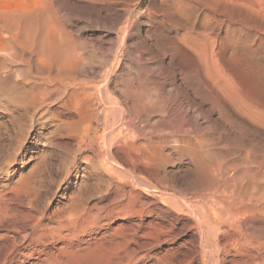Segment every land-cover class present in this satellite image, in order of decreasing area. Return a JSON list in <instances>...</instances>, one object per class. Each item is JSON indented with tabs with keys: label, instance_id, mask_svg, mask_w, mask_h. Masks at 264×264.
I'll return each instance as SVG.
<instances>
[{
	"label": "rangeland",
	"instance_id": "374dc122",
	"mask_svg": "<svg viewBox=\"0 0 264 264\" xmlns=\"http://www.w3.org/2000/svg\"><path fill=\"white\" fill-rule=\"evenodd\" d=\"M31 1L33 0L23 2L29 6L41 2L42 9H47V14L52 16L50 19L45 14V9L39 10L41 7L35 12L33 25L40 29L36 35L37 42L40 43L44 39L42 36L47 33L55 30L58 33V29L67 51L71 52V55L75 53L77 68H80L77 70H81V73L76 72L77 75L80 74L79 79H85L87 82L89 80L90 84L97 88L105 87L109 94L114 93V98L120 100L119 96L122 97L121 102L128 93L131 95L128 96L134 99L138 90V93L142 94L140 90L146 88L147 96H152L148 99L145 95L144 98L147 99L139 100L155 104L153 100L156 97V108L152 104L153 109L157 110H153L156 113H153V122L168 123L169 118L173 116L172 118L184 119L181 121L193 127L191 136H194V140L197 139L200 153L170 142L166 152L172 155L173 162L166 166V171L173 178L177 189L176 196L181 193L187 198L191 197L192 200L189 199L192 202L204 201L209 212L216 215L210 214L215 222L219 217V221L223 217L221 221L226 219L225 224L220 221L221 232L214 245L225 244L230 236L234 235L235 229L241 227L250 233L255 230V233L262 236L264 231L260 234L258 230H264V213L261 212L264 209V0H206L207 3H202L201 0H184L183 5L180 3L173 6V3H170L172 10L163 0H46V4L44 0ZM5 2L10 4L5 5L6 8L14 3V7L24 4L22 0V4L16 0H0L1 6L6 4ZM183 6L190 8L186 10ZM163 10H167L166 13ZM26 52L24 60L19 56L15 59L17 62L9 65L13 70L12 80L16 82L19 87L17 90L22 94L11 87L3 89L4 93H0L4 98L3 101L0 96V101H3L0 102V258L4 257V254H12L21 246L30 245L29 250L21 249V254L30 252L33 256L30 259L18 256L15 260L21 261L13 264H46L43 261L47 256L51 259L56 256L55 258L60 259V264H67L69 252L73 254L75 251L74 255L81 256L80 264L82 260L84 264H111L110 260L116 257L119 259L118 264H215L202 247L196 217L178 216L170 208L164 207L160 200L153 209L154 204L150 203L152 199L141 190L135 189L137 187L132 183L136 180L144 183L140 177L116 178L113 175L114 170L120 172L126 168V163L123 162L125 159L121 154L117 153L116 156H119L113 160L108 157L109 149L102 148V151L96 144L94 149L88 151L77 143L74 135L81 134L83 128L89 125L85 120L74 127L72 122L79 120V112L66 106L63 109L61 101L57 103L56 100L53 101L54 98L47 102H50V106L46 103L47 106L43 105L39 109L28 105L25 99L29 96L33 83L38 81V75L35 55L32 56L31 51ZM23 65L29 66V71ZM147 68H154L155 71L153 69L150 74ZM144 70H148L147 73ZM197 70L209 80L219 82L217 77H220V82L224 79L227 85L222 82L216 86L212 84L214 88L208 90L210 93L203 81H200ZM129 76L131 80L137 78L141 82V89L136 88L138 86L132 88L135 96L127 81ZM22 79L26 80L22 82ZM32 80L34 82L30 83ZM221 84L225 86V92L220 90L223 87ZM23 88H30V92ZM230 89L236 99L239 98L244 106L247 105L245 108L254 110L253 119L241 117L247 122L237 118L235 120L225 107L221 108L222 105L220 106L215 97L218 99L217 96H221L225 104H230L226 95ZM22 95L27 97L22 99ZM26 109H32L33 114ZM28 114L29 117L34 115V118L30 119ZM50 114L54 119L50 118ZM97 130L102 133V121L97 125ZM243 140L250 142L249 145ZM243 143L247 145L244 146ZM243 149L250 151L247 152L249 154L246 155ZM115 151L113 149V154ZM199 157L203 158L205 166L199 165ZM87 158L93 161L104 160L106 167L100 170L93 163L87 162ZM252 160L254 161L251 162ZM254 163H258L257 166ZM199 166L201 167L198 168ZM112 167L114 169H111ZM225 179L229 180L226 182ZM155 181L153 179L152 184L147 185L161 190ZM168 192L175 194L174 191ZM201 195L206 196L201 198ZM158 208H163L165 212L162 210L163 213H159ZM135 210L144 212L139 214ZM152 210L155 214L150 215ZM232 219L240 221L234 222ZM157 222L171 231L168 230L169 235L161 237L160 245H152L151 239L147 237L151 233L156 235L152 230L154 226L159 225ZM61 227L63 241L59 239L60 241L56 242L53 240L54 230ZM254 232L252 234H255ZM46 246L50 248L47 250ZM39 250H45L48 255H39ZM59 250L64 251L65 259L60 256L62 251ZM80 253L82 255H79ZM38 257L39 261L36 260ZM217 259L219 264H251L248 257L235 251L221 252ZM23 260L25 262H22Z\"/></svg>",
	"mask_w": 264,
	"mask_h": 264
},
{
	"label": "bare ground",
	"instance_id": "6f19581e",
	"mask_svg": "<svg viewBox=\"0 0 264 264\" xmlns=\"http://www.w3.org/2000/svg\"><path fill=\"white\" fill-rule=\"evenodd\" d=\"M15 1V0H13ZM17 3H21L23 1H27L28 0H21L18 1L16 0ZM43 1V0H42ZM165 3L164 4H167L170 6V3L172 4L173 3V6H175L174 4H180L183 5V1L184 0H163ZM162 1V2H163ZM202 3L206 0H201ZM209 1V0H208ZM2 2V1H1ZM11 2V1H10ZM31 2H34L31 1ZM44 3L46 2V0L43 1ZM160 2V1H159ZM161 2V4H162ZM186 2V1H185ZM184 2V5H186ZM192 2V1H191ZM196 2V1H195ZM6 4H2L3 6L7 5L8 3L5 2ZM24 4H22L21 6H18L14 7V5H16V3L11 4V6H6L3 7L1 6L0 8V93L1 91H3V89L7 88L8 87L12 88V89H15L17 90L19 87L17 86L16 82H14L12 80V76H13V70L11 67H9L10 63L14 62L15 59H18L19 56H21L23 58V60L25 59L24 57L26 56L25 54L27 53L26 51H31L32 53V56L35 55V58L36 60L34 62H36V70H37V82H34L33 80L30 81L31 82H34V86L32 88V90L29 91V89H27L30 94L29 96L27 97V95H25L27 98L25 99L26 102L28 103V105L32 106L33 109H36L43 105H45L49 100H52L53 98V101H57V103L59 102V100L61 101L60 103H62L63 105V109H64V106H66V108H69V109H72V110H75L77 112H79V114L77 116H79V120L78 121H74L72 122L74 127L76 128L78 126V123H81V121H85L87 120V122L89 123L88 127L86 128H83V132L80 134H75L74 135V138L75 140L77 141L78 144H80V146H84L85 148L88 149V151L90 149H94L96 144H98L99 147H101V150L102 148L104 150H108L109 149V156L111 159L115 160L117 153L118 154H121V156H123L125 159V162L126 164H123L126 166V168L124 170H120L117 171V170H114L113 172V175H115V177L117 178H122V177H129V178H132V177H140V179H142L144 181L143 182H140V181H137L134 182L132 181L133 185L137 188L135 189H139L142 191V193H144L145 195H148L152 200H150V203L153 202V207L156 205L157 201L160 200V202L162 203V205L164 207H167L170 208V210L177 214L178 216L181 215V216H194L197 218V221H198V224H199V230H200V236H201V243H202V247L206 253V255H210V259H213V262L215 264H219L220 261L217 259V256L221 253V252H225V253H228L230 251H235L236 253L238 254H241L245 257H248L251 261V264H264V233L263 231L264 230H258L262 233V236H259V234H257V232L255 233L253 230V232L255 234H257V236H255V234H252L248 231H245V230H242V227L241 228H233L235 229V233L234 235L230 236V238L228 239V241L225 243V244H222V245H219L218 243L216 245H214V241L217 240L218 238V235L220 234L221 232V226L219 227V225L224 221L226 223V219L224 221H221L222 219H220L219 221V218H217L218 220H216L217 222L213 221L210 217V214L212 215H215L214 213H210L209 212V208H207L208 206L205 205L204 201H190L191 197L187 198L186 195L184 194H178V196H176L177 194V189L174 185V181H173V178L172 176L169 174V172L166 171V166H168L169 164H171L173 161L171 159V154L170 153H167L166 150H167V146H169L168 144H170V142L174 143V145L176 144V146H185L186 149H190L191 151H194L196 153H200V148L199 146H197V139L194 140V136L192 138L191 134H192V130L193 127H189L187 126V124L185 122H182L181 120L184 121V119H181V118H178V117H174V118H169L170 122L168 123H155L152 121V119H154L153 117V113L154 111L153 110H156V97H154L155 99L153 101H155V104H153L155 106V108L153 109L152 107V104L150 103V101H148L147 103H143L142 100L140 101L139 99L141 98H144L145 95L147 96V90L145 88L144 89H141L140 87L141 86V82L139 80L136 79H133L131 80L132 78H129L127 77V80L128 81V84L130 86V90H132L133 87L135 86H138L136 88H140L142 91L141 93L142 94H139V90L137 91V95L136 97L133 99L129 96H131L129 93L127 94V97H123V102H121V98L120 100H118L117 98H114L112 95H114V93L111 95L108 93V91L106 90V88L104 87V89L102 88H97L96 86L90 84L89 80L88 82L85 81V79H79L80 77H78V75L80 74H76V72H79L78 70L80 68H77L78 65H77V61H76V56H75V53L71 55V52L69 53V51H67L65 45H64V41L62 39V36H61V33L60 31L57 29L58 33L55 31L51 32V33H47V34H43L44 36V39L41 40V42H37V37L36 35L40 32H38V30H40L39 28L36 29V26L33 25L34 23V15H35V12L41 7L40 4L41 2L38 4L37 3H34L33 5H25L26 2H23ZM30 3V2H29ZM43 3V5L45 4ZM207 3V1L205 2ZM190 4H193V3H190ZM197 4H200V3H197ZM10 5V4H8ZM13 5V7H12ZM180 5V6H181ZM189 5V4H188ZM196 5V3H195ZM164 6V5H162ZM168 6V7H169ZM178 6V7H180ZM187 6V5H186ZM191 6V5H190ZM3 7V8H2ZM45 7V6H44ZM171 7V6H170ZM184 7V6H183ZM193 7V6H191ZM173 7H171V10H172ZM182 9V7H180ZM186 7H184L185 9ZM187 8H190L189 6ZM186 8V10H187ZM42 7L39 9L41 10ZM45 9V8H43ZM42 9V10H43ZM160 9H163L160 7ZM165 9V8H164ZM176 9V8H174ZM169 10V9H168ZM169 10V11H171ZM46 13L47 14V9H45ZM162 11V10H161ZM164 11V10H163ZM167 10H165L164 12L166 13ZM168 11V12H169ZM174 11V10H173ZM177 11V10H176ZM183 11V10H181ZM185 11V10H184ZM163 12V13H164ZM167 12V13H168ZM177 12H180V11H177ZM164 13V14H165ZM172 13V11H171ZM175 13V12H174ZM182 13V12H181ZM48 15V14H47ZM50 15V14H49ZM48 15V16H49ZM168 15V14H166ZM170 15V13H169ZM172 15V14H171ZM178 17H179V14L177 13ZM181 15V14H180ZM183 15V13H182ZM174 16V15H173ZM50 17V16H49ZM176 17V16H175ZM176 17V18H178ZM52 18V16L50 17V19ZM171 18H174L171 16ZM49 20V18H48ZM54 20V19H53ZM40 21V20H39ZM50 21V20H49ZM53 22V21H52ZM51 22V23H52ZM48 23V22H47ZM54 24V23H53ZM50 25V24H49ZM52 25V24H51ZM56 26V25H55ZM54 26V27H55ZM47 27H50V26H47ZM52 27V26H51ZM53 27V28H54ZM58 28V26L56 27ZM54 28V29H56ZM48 31V28L46 29ZM51 31V29H50ZM49 32V31H48ZM68 34V33H66ZM64 35V34H63ZM41 38V37H40ZM65 40V39H64ZM71 41V40H70ZM68 42V40H67ZM72 43V42H71ZM70 44V43H69ZM69 48V47H68ZM77 51V50H75ZM73 53V51H72ZM119 53V52H118ZM78 54V53H77ZM121 55V54H120ZM29 55L27 54V57L28 58ZM80 57V56H79ZM78 58V56H77ZM34 59V58H33ZM114 59H117V58H114ZM80 60V59H79ZM21 61V60H20ZM19 61V62H20ZM31 61V60H29ZM117 61V60H116ZM17 62V61H15ZM18 62V63H19ZM23 62V61H22ZM26 62V60H25ZM32 62V61H31ZM17 64V63H16ZM31 64V63H30ZM143 64V63H141ZM13 65V64H11ZM26 65H29V64H26ZM26 65H23L26 67V69L28 68V71H29V66L27 67ZM32 65V64H31ZM17 66V65H16ZM105 66V64H104ZM146 66V65H145ZM197 66V65H196ZM14 67V66H13ZM24 67V68H25ZM31 67V66H30ZM81 67V66H80ZM108 68V66H106ZM111 67V66H110ZM21 68V66H20ZM141 68V66H140ZM17 69V68H16ZM34 69V67H33ZM32 69V70H33ZM78 69V70H77ZM144 69V68H143ZM146 69V68H145ZM148 69V68H147ZM154 69V68H153ZM153 69L150 71H148V73L150 72H153ZM34 70V71H36ZM77 70V71H76ZM21 71V70H20ZM24 71V70H23ZM109 71V70H107ZM113 71V69L111 70ZM111 71H110V74H111ZM146 71V70H144ZM147 71L145 73H147ZM155 71V69H154ZM141 72V71H140ZM198 72V70H197ZM17 73V72H16ZM32 73V72H31ZM36 73V72H35ZM81 73V70L80 72ZM109 73V72H108ZM201 72H198V74H200ZM144 74V73H143ZM141 74V75H143ZM151 74V73H150ZM16 75V74H15ZM29 75H30V72H29ZM34 75V74H33ZM87 76V75H86ZM110 76V75H109ZM16 77V76H15ZM88 77V76H87ZM139 77V76H138ZM140 77H143V76H140ZM139 77V78H140ZM199 79H201L200 81L206 85L207 87V91L208 90H213V86H211L212 84L215 86L220 82V77H217L219 78V82L218 80H209L205 77H203V75H199L198 76ZM25 78V77H24ZM86 78V77H85ZM91 78V77H90ZM107 78V77H105ZM125 78V77H124ZM215 78V79H217ZM18 79V77L16 78ZM20 79V77H19ZM29 79V78H28ZM27 79V81H28ZM88 79V78H87ZM155 79V78H154ZM153 79V80H154ZM160 79V78H159ZM158 79V80H159ZM15 80V78H14ZM24 82V80L26 79H22ZM31 80V78L29 79ZM93 80V79H92ZM108 80H110L108 78ZM107 80V81H108ZM141 80V79H140ZM224 80V79H223ZM221 81L222 83L225 84V82L227 81ZM36 81V80H35ZM142 81V80H141ZM145 81V80H144ZM18 82V81H17ZM22 82H21V85H22ZM92 82V81H91ZM96 82V81H95ZM93 82V83H95ZM106 82V81H105ZM126 83V81H124ZM200 82V83H201ZM220 82V83H221ZM36 83V84H35ZM107 83V82H106ZM104 83V84H106ZM110 83V82H109ZM124 83V85H125ZM143 83V81H142ZM145 85V83H143ZM142 84V85H143ZM20 85V86H21ZM37 85V87H36ZM107 85V84H106ZM105 85V86H106ZM143 85V86H144ZM223 86V84H221ZM227 85V83L225 84V86ZM23 86V85H22ZM26 86V84H25ZM126 86V85H125ZM128 86V87H129ZM132 86V87H131ZM146 86V85H145ZM225 86L221 87L220 90H223V88L225 89ZM18 87V88H17ZM94 87V91L92 93V88ZM107 87V86H106ZM127 87V88H128ZM213 87V88H212ZM220 88V86H218ZM22 88V87H21ZM96 88V90H95ZM125 88V87H124ZM205 88V87H204ZM218 88V89H219ZM227 88V87H226ZM24 89V88H23ZM24 89V90H25ZM217 89V91H218ZM22 90V89H21ZM125 90V89H124ZM129 91V89H127ZM126 90V91H127ZM228 90V89H227ZM9 91V90H8ZM23 91V90H22ZM21 91V92H22ZM26 91V90H25ZM123 91V90H122ZM121 91V92H122ZM125 91V94L128 92ZM134 90H132V94L134 95ZM208 91V92H210ZM15 92V91H14ZM18 92V90H17ZM28 92V93H29ZM111 93V91H109ZM118 92V91H117ZM214 92V91H213ZM212 92V93H213ZM222 92H225L224 90ZM4 93V91H3ZM20 93V91L18 92ZM17 93V94H18ZM124 93V91L122 92ZM121 93V94H122ZM147 93V94H146ZM211 93V92H210ZM9 94V93H7ZM16 94V93H15ZM22 94V93H20ZM136 94V93H135ZM24 95V94H23ZM21 96V98L25 97V96ZM54 95V97H52ZM124 96V94H122ZM121 95V96H122ZM129 95V96H128ZM217 95V94H215ZM227 97L229 100H227V102L229 101L230 104H225V102L223 101V99H221V96H217L218 99H216L215 97V100L217 102L220 103V106L222 105L221 108L225 107L228 111H226V113L228 112L229 114H232L236 120V118L239 120V119H242L243 121H245L243 118L241 117H246V118H252L254 115L252 114V112L254 110H249L247 108H245L247 105L244 106L243 102H241V100L239 101L238 99H236L237 97L236 96H233L232 93H231V89H230V92L227 91ZM225 95V97H226ZM1 96V94H0ZM14 96V95H12ZM19 96V95H18ZM135 96V95H134ZM133 96V97H134ZM152 96V95H151ZM149 96V97H151ZM155 96V95H154ZM3 98V96H1ZM117 97V96H116ZM149 97L147 96V98L149 99ZM226 97V98H227ZM2 98L0 100H2ZM7 98V97H6ZM9 98V96H8ZM15 98V97H14ZM22 98V99H23ZM147 98H144V99H147ZM10 99V98H9ZM8 101H11L9 100ZM16 99V98H15ZM157 99H158V96H157ZM13 100V99H12ZM21 100V99H20ZM152 100V99H151ZM225 100V101H226ZM3 101H4V98H3ZM3 101H0V102H3ZM14 101V100H13ZM52 101V102H53ZM12 102V101H11ZM15 102V101H14ZM23 102V100H22ZM51 102V104H52ZM216 102V104H217ZM5 103H6V99H5ZM10 103V102H9ZM16 103H18V101H16ZM25 103V101L23 102ZM22 103V104H23ZM50 103V102H49ZM49 103H47L49 105ZM54 103V102H53ZM55 103V104H57ZM218 103V104H219ZM215 104V102H214ZM215 104V105H216ZM7 105V104H6ZM5 105V106H6ZM12 105V103H11ZM17 105V104H16ZM19 105H20V102H19ZM27 105V104H26ZM27 105V106H28ZM224 105V106H223ZM230 105V106H229ZM9 106V105H8ZM14 106V104H13ZM25 106V105H24ZM29 106V108H30ZM47 106V105H45ZM50 106V105H49ZM58 106V105H57ZM219 106V107H220ZM2 107V106H1ZM10 107V106H9ZM19 107V106H18ZM22 107V106H21ZM3 108H4V105H3ZM24 108H27V107H24ZM22 108V109H24ZM42 108V107H41ZM40 108V109H41ZM49 109V107H47ZM59 108H62V107H59ZM58 108V109H59ZM217 108V107H216ZM6 109V108H5ZM16 109H18L16 107ZM21 109V108H20ZM21 109V110H22ZM37 109V110H38ZM44 109V108H43ZM251 109V107H250ZM20 110V111H21ZM26 110H29V109H26ZM45 110V109H44ZM67 110V109H66ZM25 111V109H24ZM23 111V112H24ZM30 112L32 111L29 110ZM54 111V110H53ZM52 111V112H53ZM70 111V110H69ZM74 111V112H75ZM157 111V110H156ZM216 111V110H215ZM223 111L225 112V109H223ZM18 112V111H17ZM27 112V111H26ZM33 112V111H32ZM31 112V114H33ZM37 112V111H35ZM56 112V111H55ZM62 113V110L60 111ZM73 112V111H72ZM170 112V111H169ZM220 113H222L221 111H219ZM223 112V113H224ZM19 113V112H18ZM45 113V112H44ZM51 113V112H50ZM54 113V112H53ZM27 114V113H25ZM43 114V112H42ZM48 114V113H47ZM64 114V112L62 113ZM61 114V115H62ZM73 114V113H72ZM76 114V112H75ZM156 114V113H154ZM175 114V113H174ZM173 114V115H174ZM21 115V114H19ZM35 115V113H34ZM33 115V116H34ZM49 115V114H48ZM58 116V114H56ZM56 115L54 116L56 118ZM60 115V116H61ZM74 115V114H73ZM72 115V116H73ZM178 115V114H177ZM253 115V116H252ZM24 116V114H23ZM22 116V117H23ZM30 115L28 114L27 117H29ZM32 116V115H31ZM29 117L30 119L34 118V117ZM38 116V115H37ZM63 116V115H62ZM179 117L181 115H178ZM17 117V116H15ZM20 117V116H19ZM183 117V116H182ZM255 117V116H254ZM43 118V117H41ZM45 118V117H44ZM50 118L54 119L53 117H51V114H50ZM49 118V119H50ZM58 118H61V117H58ZM73 118V117H72ZM232 118V116H231ZM245 118V119H246ZM48 119V118H46ZM63 119V117H62ZM71 119V118H70ZM167 119V118H166ZM175 119H178V120H175ZM233 119V120H234ZM253 119V118H252ZM38 120V119H37ZM36 120V121H37ZM51 120V119H50ZM64 120V119H63ZM68 120V119H67ZM72 120V119H71ZM248 120V119H247ZM34 121V119H33ZM39 121V120H38ZM58 121H60L58 119ZM102 121L103 123V130H102V133L100 134L99 131L97 130V125ZM168 121V120H167ZM240 121V120H239ZM251 121V120H250ZM45 122V121H43ZM71 122V121H70ZM86 122V123H87ZM247 122V121H245ZM47 123V121H46ZM63 123V121L61 122V124ZM66 123V122H65ZM68 123V122H67ZM71 123V124H72ZM84 123V124H86ZM186 125H185V124ZM242 123V122H241ZM244 123V122H243ZM242 123V124H243ZM44 124V123H43ZM249 124V122H248ZM57 125V124H56ZM63 125V124H62ZM61 125V126H62ZM65 125V124H64ZM63 125V126H64ZM68 125V124H67ZM70 125V124H69ZM81 125V124H80ZM58 126V125H57ZM82 126V125H81ZM85 126V125H84ZM82 126V127H84ZM87 126V125H86ZM248 126V125H247ZM245 126V128L247 127ZM71 127V126H70ZM244 127V126H243ZM248 127H252V126H248ZM253 128V127H252ZM70 129V128H69ZM247 129V128H246ZM254 129V128H253ZM250 130V129H249ZM244 141V140H243ZM246 143H247V140H245ZM244 141V142H245ZM254 141V140H253ZM250 143V142H248ZM247 143V144H248ZM252 143V141H251ZM256 143V141H255ZM244 146L247 145L245 143H243ZM171 145V144H170ZM173 145V146H174ZM241 145V143L239 144ZM237 145V146H239ZM249 145V144H248ZM242 146V145H241ZM250 146L252 147L253 145L250 144ZM249 146V147H250ZM240 147V146H239ZM243 147V146H242ZM254 147V146H253ZM252 147V148H253ZM107 148V149H106ZM178 148V147H177ZM244 148V147H243ZM113 149L116 150L115 154H113ZM249 149V148H248ZM251 149V148H250ZM249 149V150H250ZM254 149V148H253ZM252 149V150H253ZM175 150V148H174ZM245 150V149H243ZM247 150V149H246ZM245 150V151H246ZM103 151V150H102ZM179 151V150H177ZM182 151V150H181ZM108 152V151H107ZM183 152H186V151H183ZM182 152V154H183ZM190 152V151H189ZM188 152V153H189ZM247 152H250V151H246V155H248L249 153ZM187 153V154H188ZM254 153V151H253ZM180 154V153H179ZM194 154V153H193ZM192 154V156H193ZM252 154V153H251ZM250 154V155H251ZM249 155V156H250ZM253 155V154H252ZM198 156V155H197ZM201 156V155H200ZM256 156V155H255ZM255 156H253V158H255ZM195 157V156H194ZM192 157L190 156V159ZM250 158V157H249ZM252 158V159H253ZM120 159V158H118ZM122 159V158H121ZM203 158L200 159V157L197 159V162L199 163V165H204L203 164V161H202ZM87 162L89 163H93L94 166L98 169H104L106 167V163L104 162V160H95L93 161L92 159L90 158H87L86 159ZM112 160V161H113ZM193 160V159H191ZM111 161V162H112ZM117 161V159H116ZM206 161V160H205ZM254 160H252L251 162H253ZM115 162V161H114ZM119 162V161H118ZM196 161H194L195 163ZM196 162V163H197ZM195 163V164H196ZM256 163V162H255ZM254 163V164H255ZM258 164V163H257ZM257 164H255L257 166ZM207 165V163H206ZM253 165V163L251 164ZM250 165V166H251ZM262 164H260L261 166ZM114 166V165H113ZM124 166V167H125ZM197 166V165H196ZM205 166V165H204ZM210 166V165H209ZM249 166V165H248ZM123 167V168H124ZM201 166H199L198 168H200ZM246 167V166H245ZM254 167V166H253ZM197 168V169H198ZM205 168V167H203ZM257 168V167H256ZM111 169H114L113 167ZM122 169V168H121ZM213 169V168H212ZM245 169H248V168H245ZM254 169V168H253ZM238 170V169H237ZM242 170V169H241ZM259 170V169H258ZM201 171V169L199 170ZM206 171V170H205ZM244 170H242L243 172ZM246 171V170H245ZM252 171V170H251ZM236 172V171H235ZM248 172V171H247ZM254 172V171H253ZM198 173V171H197ZM239 173V172H238ZM241 173V172H240ZM257 173V172H255ZM235 174V173H233ZM247 173H245L246 175ZM141 175V176H140ZM204 175V174H203ZM241 175V174H240ZM248 175V174H247ZM250 175V174H249ZM256 175V174H255ZM225 176V175H224ZM243 176V175H242ZM252 176V174L250 175ZM249 176V177H250ZM258 176V175H257ZM256 176V177H257ZM255 177V179H256ZM226 178V176H225ZM228 178V177H227ZM240 178V176L238 177ZM156 180L158 182V184L160 185V189L158 187H149L147 184H152L151 180ZM251 179H254L251 177ZM226 182L227 180L229 179H225ZM235 180V178H234ZM247 180V179H246ZM257 180V179H256ZM155 181V182H156ZM224 181V180H223ZM248 181V180H247ZM156 182V183H157ZM225 182V181H224ZM234 182V181H233ZM254 180L252 181V184H253ZM256 182V181H255ZM229 183V182H228ZM231 183V182H230ZM132 185V187H133ZM226 185V184H225ZM229 185V184H227ZM235 185V184H234ZM246 185V184H245ZM255 185V183H254ZM226 187V186H225ZM230 187V185H229ZM247 187V186H246ZM255 187V186H254ZM228 188V187H227ZM251 188V187H250ZM164 189V190H162ZM244 189V188H243ZM242 190V189H241ZM246 190V189H245ZM252 190V189H250ZM249 190V191H250ZM255 190V188H254ZM131 191V190H130ZM164 191V192H162ZM168 191H174L175 194H171L170 192ZM264 191V189H263ZM138 192V191H136ZM140 192V191H139ZM131 193V192H130ZM133 193V192H132ZM141 193V194H142ZM135 194V192L133 193V195ZM138 194V193H136ZM159 194H163V196H160ZM186 194V193H185ZM218 194V193H217ZM216 195V194H215ZM213 195V196H215ZM138 196H140L138 194ZM206 196V195H205ZM203 195H201V198L202 197H205ZM223 196V195H222ZM222 196H220L222 199H224ZM193 197V196H192ZM198 197V196H197ZM200 197V196H199ZM216 197V196H215ZM214 197V199H216ZM141 198V197H140ZM148 198V197H147ZM146 198V199H147ZM194 198V197H193ZM200 198V199H201ZM143 199V198H141ZM196 199V197L194 198ZM205 199V198H204ZM192 200V199H191ZM198 200V199H197ZM208 200V199H207ZM206 200V201H207ZM148 201V200H147ZM213 201V199H212ZM211 201V202H212ZM222 201V200H221ZM224 201V200H223ZM218 202V200H217ZM216 202V204L218 205V203ZM239 202V201H238ZM257 202V200H256ZM255 202V203H256ZM223 203V202H222ZM258 203V202H257ZM262 203V202H261ZM159 204V203H158ZM208 204V203H206ZM215 204V203H214ZM220 204V203H219ZM226 206H227V202H225ZM260 204V202H259ZM263 204V203H262ZM216 205V206H217ZM256 205V204H255ZM254 205V206H255ZM159 206V205H157ZM210 206V205H209ZM233 206V205H232ZM258 206V205H257ZM263 206V205H262ZM261 206V207H262ZM230 207V205H229ZM160 208V207H159ZM158 208V212L160 213L162 209H159ZM228 208V206H227ZM263 208V207H262ZM136 209V208H135ZM155 209V207L153 208ZM233 209V208H231ZM236 209V208H234ZM239 209V207L237 208ZM241 209V208H240ZM239 209V211H241ZM247 209V208H246ZM228 210V209H227ZM260 210V209H259ZM262 210V209H261ZM264 210V209H263ZM261 211L262 214L264 213V211ZM136 211V210H135ZM148 211V209H147ZM151 211V210H150ZM216 211V210H215ZM230 211V210H229ZM238 211V210H237ZM144 211L142 210H137L136 213H143ZM155 211L152 210L151 214L154 213ZM157 212V213H158ZM163 212H165L163 210ZM161 212V213H163ZM169 212V211H168ZM234 212V211H233ZM145 213H148V212H145ZM144 213V215H145ZM220 213V212H219ZM238 213V212H237ZM237 213H234V214H237ZM244 213V212H243ZM121 215V213H118ZM149 214V213H148ZM155 214V213H154ZM217 214V213H216ZM240 214V212H239ZM161 215V214H160ZM220 215V214H219ZM241 215V214H240ZM247 215V214H246ZM140 216V215H139ZM156 216V215H155ZM216 216V215H215ZM227 216V215H226ZM232 216H236V215H232ZM243 217V216H242ZM178 217H176L177 219ZM180 218V217H179ZM186 218V217H185ZM233 218V217H232ZM237 218V217H236ZM234 218V219H236ZM182 219V218H181ZM230 219V218H229ZM232 219V220H234ZM180 220V219H179ZM184 220V219H183ZM231 220V219H230ZM239 220V219H237ZM237 220H234L237 221ZM228 221V220H227ZM240 221V220H239ZM155 222V221H154ZM230 222V221H229ZM159 222H157L158 224ZM224 223V224H225ZM233 223V222H232ZM155 224V223H154ZM153 224V225H154ZM236 224V223H235ZM240 224V223H237V225ZM243 223H241L240 226H242ZM151 225V226H153ZM234 225V224H233ZM236 226V225H235ZM227 227V226H225ZM234 227V226H232ZM239 227V226H238ZM244 227V225H243ZM246 227V226H245ZM62 230V227L61 228H58L56 230H54V238L53 240H59L61 238H63L61 236V230ZM154 232V235L153 236L151 233V235H147L149 237L150 240H147L151 242V244L153 243L154 245H160V239L161 237L163 238V235H166L169 231H171L170 229L166 230L162 225L161 223H159V225H156L153 227ZM247 230V229H246ZM252 230V229H251ZM232 231V230H231ZM250 231V229H249ZM257 231V229H256ZM224 235L226 234V232H222ZM169 235V234H167ZM227 235V234H226ZM172 237V236H171ZM175 238H172V240H174ZM52 240V241H53ZM63 241V239H61ZM171 240V239H170ZM60 241V240H59ZM55 242V243H56ZM33 243V242H32ZM35 243V242H34ZM50 244V243H49ZM65 244V243H64ZM152 244V245H153ZM48 245V244H47ZM32 246V245H31ZM57 246V245H56ZM64 246V245H63ZM30 245H28L27 247H23L21 246L19 250L13 252L12 254H4V257L0 258V264H13V263H19L21 260H15L18 256L22 257L24 256L25 258L27 259H30L33 254L32 253H28L26 255H23L21 254V249H27L29 250ZM55 247V245L53 246ZM214 247V249H212ZM50 247L49 246H46V249L48 250ZM56 250V249H55ZM51 251V250H50ZM59 251H62L60 256L63 258L64 257V251L63 250H59ZM76 252V251H75ZM71 254L72 252H69V256L67 254V264H80V257H78V254L74 255V253ZM39 255H48V253L45 251V250H39L38 251ZM66 253V252H65ZM79 253V252H78ZM51 255V253H49ZM49 255V256H50ZM79 255H82L81 253ZM205 255V256H206ZM58 256V255H57ZM56 257V256H55ZM53 256V259H51L50 257L48 258L47 256V259L43 262H45L46 264H60V259L58 258H55ZM59 257V258H61ZM84 257V255L82 256ZM66 257H64L65 259ZM85 258H87L85 256ZM39 257L36 259L39 261ZM118 258H113L111 259V264H118ZM169 260H172V259H169ZM168 260V261H169ZM61 261H63L61 259ZM203 261V260H202ZM22 262H25V260H23ZM172 262V261H171ZM62 263V262H61ZM84 264L83 260L81 262V264ZM64 264V262H63ZM164 264H168V262H165Z\"/></svg>",
	"mask_w": 264,
	"mask_h": 264
}]
</instances>
